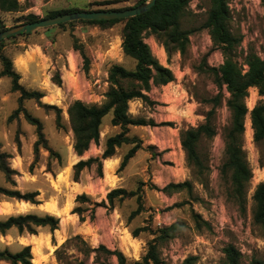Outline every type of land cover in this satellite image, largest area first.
Returning <instances> with one entry per match:
<instances>
[{
	"label": "rangeland",
	"instance_id": "374dc122",
	"mask_svg": "<svg viewBox=\"0 0 264 264\" xmlns=\"http://www.w3.org/2000/svg\"><path fill=\"white\" fill-rule=\"evenodd\" d=\"M107 1L111 3L103 5V9L133 7L138 0ZM86 2L87 0H59L56 5L82 7ZM228 2L231 12L230 28L241 40L235 54L246 71L248 66L243 63L248 53L254 51L264 58V0H228ZM210 5L211 0H190L188 14L183 19V27L193 30V32L185 53L174 51L170 54L155 34H146V41L151 46L154 55L175 75V80L167 85L152 87L148 92L152 103H145L141 99L130 102V113L133 116L149 117L150 113L155 114V117L151 118L156 121L157 125L131 126L129 134L139 137L143 142L150 137L153 143L144 145L124 170L119 171V167L114 170L113 159L108 158L106 166L103 160V174L99 172L97 164L94 165L96 166L95 177L92 176L91 171H86L89 181L84 190L91 197V203L77 202V196L73 207V209L81 205L89 207L85 211L87 220L81 222V226L85 229L75 234L73 231L70 232L72 235L64 238L63 243V236L58 231L56 237L50 242L49 249L51 250L52 247L53 251L46 264H64L58 260L55 251L65 242L67 243L65 248L67 261L70 260L74 263L84 261L85 264H100L101 262L118 264L116 255H108L102 251L98 261V253L91 252L87 256L77 248L76 244H79V241L67 242L68 239L76 235H81L91 247L95 248L104 244L111 250H121L129 261L139 260L146 253L148 243L156 235L143 231L138 237H134L131 231L140 226H150L156 230L179 220L184 221L186 227L174 238L158 241L160 256L165 264H182L191 255L197 257L196 264H225L224 249L229 244L235 245L241 251V264H250L253 257L264 259V228L256 225L253 221V194L257 185L264 181V141L256 142L253 127L251 126V133L247 126L248 121L251 120V110L258 103L264 102V95L259 93L258 88L252 87L247 98L249 113L245 119L243 148L253 170V178L248 188L246 209L243 210L230 195L229 177L223 176L222 173L225 159V132L231 126L232 114L227 105L230 93L225 84L221 85L218 82L212 70L224 62V53L221 48L214 45L209 29L203 27ZM83 7L91 9L88 5ZM22 18V16L5 15L2 19L9 28L17 25L15 24L17 20ZM86 26L84 23L75 22L72 26L67 25L54 29L58 30L55 40L59 42V46L54 50L50 48L51 54L54 55L53 62L36 80L46 89L47 95L57 100L55 103H49L43 99L44 102L54 104L61 109L62 127L57 126L55 109L38 108L39 105L35 99L23 101L27 110L43 121L44 131L51 146L65 155L68 151L73 150L75 144V135L68 112L72 102L82 100L88 104L104 103L106 92L109 89L106 81L110 68L114 64L123 65L128 69H134L136 66V61L125 55L123 51L124 22L107 28ZM12 42L14 41H6V44L9 45L6 52L17 56L23 47L12 44ZM59 53L62 55L58 57ZM85 55L89 59V64L85 60ZM57 72L61 76V85L53 81ZM96 80L99 82L96 83ZM11 85V79L5 77L2 87L10 88ZM19 96L20 92L10 93L9 98L4 96L2 100L6 102L0 101L1 117L5 113L12 114L19 107ZM212 109L215 110L214 123L217 132L213 138H203L199 145L200 152L206 158L208 165L206 179L204 183H201L187 163L186 154L181 144V131L205 122L207 113ZM20 116L22 119H18V126L15 122L12 123V129L15 130L13 139L16 142L19 137L21 142V138L24 136L26 143L29 144L33 136H36V126L30 124L23 113ZM111 118L112 113H109L103 119L100 142H94L99 148L101 140L107 139L103 131L112 125ZM107 121H109V126H106ZM166 121L173 122V125H160ZM110 130V136H112L119 133L121 127L116 126ZM131 146V144H123L117 149L114 157L120 158L121 163L123 155ZM149 146L153 148L148 149ZM10 148V146H6L7 150ZM104 148L105 143L103 152ZM95 151L94 146L92 152ZM45 152L47 151L41 150L39 162L32 171L44 163L46 171L49 172L47 175L48 184L44 185L45 197H51V199L56 197L61 201L66 199L69 205L74 200L66 189H62L60 184L68 181L69 173L73 168L61 173L57 181L56 169L59 170L64 165V161H62V165H57L55 163L57 159L52 158L51 167L47 169L49 152L47 154ZM90 153L88 151L83 155L88 156ZM8 163L18 166L20 158L17 159V162L8 158ZM10 167L12 168L11 165ZM64 173H67L68 176H64ZM16 174L13 175V178ZM72 174L74 175V170H72ZM5 178V175L0 172V185L5 183ZM94 179L101 183L95 184ZM186 180L193 184V195L185 190L172 193L163 190L171 182L178 183ZM141 182H144L145 208L129 222L128 218L131 212L138 207L137 198H117L114 206L111 207L107 195L112 189L119 187L135 190ZM103 200L108 204V208L103 214H100L99 219L94 214L96 219L93 220L91 209L93 203ZM193 212L206 220L209 226L204 225L201 229L197 228L192 216ZM77 215L79 216L78 213ZM107 218L111 223L110 226L107 222H103ZM101 222L103 223L101 224ZM47 229L49 228L47 227ZM128 235L134 238L138 249L124 247L122 242L127 241L129 237H125Z\"/></svg>",
	"mask_w": 264,
	"mask_h": 264
},
{
	"label": "trees",
	"instance_id": "16d2710c",
	"mask_svg": "<svg viewBox=\"0 0 264 264\" xmlns=\"http://www.w3.org/2000/svg\"><path fill=\"white\" fill-rule=\"evenodd\" d=\"M148 0H138L133 7L140 5ZM111 3L110 1H94L89 4L91 9L86 10H105L103 5ZM190 0H157L156 4L148 11L128 17L116 19H81L73 20L57 24V27H66L74 25L75 22H81L86 25L100 26L103 28L111 27L116 23L124 22L122 30V47L125 55L133 58L136 61L134 69H128L120 64H114L107 77L109 89L106 92V101L102 104H88L82 100H75L69 106V116L72 129L75 135L74 148L79 155H83L93 142L99 143L101 139L103 119L109 113H112L111 124L120 126L121 131L115 135L109 136L105 142V148L101 157H90L81 159L73 166L75 181L80 180L82 171L85 168L92 167L97 164L98 170L103 174V160L116 156L117 149L123 144H131L132 146L123 155L119 171L124 170L130 160L136 156L140 149L143 148V141L137 136L129 134L131 126H146L157 125L153 118L135 117L130 113V102L135 99H141L145 103H152L148 94L154 85L162 86L175 80L173 71L164 66L159 59L154 55L151 46L146 41V34H155L163 43L166 50L171 54L174 51L185 53L190 43V36L193 30L183 27V19L188 14ZM30 0H0V13L19 12L30 7ZM97 6V7H94ZM132 7H118L110 9H127ZM83 10L81 8H69L52 10L46 13L44 17L35 14L22 16V19L17 20L15 24L36 21L45 17H53L62 13ZM231 12L228 0H211V5L207 11V16L204 20L203 27L209 29L212 40L216 47L222 49L225 60L218 68H212L218 82L227 87L230 96L227 105L232 114L231 126L225 132V159L222 166L223 176H228L231 183V196L235 203L243 210L246 209L249 184L253 178V170L247 158V154L243 148V134L245 130V119L249 113L247 98L250 94V88L256 87L259 93L264 95V58L257 52L251 51L245 58L243 64L248 66L245 71L241 66L235 51L240 45V38L236 36L230 28ZM54 27V26H52ZM52 27H46L50 29ZM6 22L0 17V31L7 29ZM39 31V30H38ZM32 33H21L10 36L7 40L17 41L18 39L29 36ZM6 39L0 40V62L2 69L0 76H7L11 79V92H20L19 107H17L10 115L9 120L19 119L21 113L24 114L26 120L36 126L37 139L33 146L34 161L31 164V169L39 162L41 150L49 152L48 168L51 167V159L56 158L62 165V155L55 150L44 131L43 121L34 116L23 105L24 100L35 99L44 109H55L57 116L56 122L58 127H62L61 109L54 104L45 103L42 98L44 92L39 90L28 89L21 83V74L15 68L13 59L4 52L3 48L6 45ZM85 60L89 64V59L85 55ZM53 81L61 85L62 80L60 73L57 72L53 77ZM215 110L212 109L207 113L205 122L198 126H190L181 131V144L186 154L188 165L194 171V174L199 178L201 183H204L208 171L206 158L202 155L199 149L200 142L203 138H213L216 135V126L214 123ZM252 127L254 129L255 141L260 143L264 141V102L258 103L251 110ZM160 125H173V122H162ZM17 145L20 147L21 142L17 138ZM153 147L149 146L148 149ZM11 155L8 152L1 150L0 144V172L4 173L7 182L16 185L13 175L17 173L8 163V158ZM143 186L144 182L139 184L135 190H128L124 187L112 189L107 198L110 201L111 207L114 206L117 198L126 199L136 197L138 207L133 210L128 218L130 222L139 215L145 208L143 201ZM165 192L172 193L185 190L190 195H193V184L186 180L183 182H171L164 189ZM16 198L19 200L30 201L39 204L38 191L23 193L19 189L0 186V197ZM253 221L256 225L264 228V181L259 183L253 194ZM77 202L91 203V197L86 193L80 194L77 197ZM96 206H108L105 200L95 202L92 209V219H94ZM89 207L76 206L73 209L74 213H78L81 221L86 220L85 211ZM193 219L197 228L201 229L204 225L209 226V223L204 220L199 214L193 212ZM61 218L50 213L39 215L35 213L11 215L5 220H0V233L5 234L8 230L16 227L20 233L38 234L39 227H48L52 232L59 228ZM186 227L184 221H176L169 226L157 228L154 230L150 226H140L134 228L131 232L134 237H138L141 232H150L156 237L148 243V249L143 257L139 260L129 261L126 255L119 249L111 250L104 244L98 247H91L82 238L81 235H76L71 240L79 241L77 248L89 256L91 252L98 253L97 260L99 261L100 252H105L108 255H116L118 264H165L159 252L158 241L174 238L179 232ZM66 242L62 247L56 249L55 253L59 261L64 264H85L84 261L74 263L66 260ZM82 244V245H80ZM224 252L226 254L225 264H241L242 253L233 244H229ZM2 260L8 261L10 264H33V253L30 245L24 246L20 251L13 252L9 248L0 249V264ZM197 257L194 255L188 256L182 264H196ZM104 264V263H100ZM250 264H264V259L253 257Z\"/></svg>",
	"mask_w": 264,
	"mask_h": 264
},
{
	"label": "crops",
	"instance_id": "0c3cea01",
	"mask_svg": "<svg viewBox=\"0 0 264 264\" xmlns=\"http://www.w3.org/2000/svg\"><path fill=\"white\" fill-rule=\"evenodd\" d=\"M23 1V0H22ZM31 5L30 7L19 11V12H6V13H0V17L3 18L5 15H15V16H26L28 14H35L37 16L44 17L47 12L52 10H60V9H69V8H81L83 10H86L83 6H89L91 2L94 1H100V0H87V2L82 6L79 7L78 5H70V7L62 5L58 6L56 5V2L59 0H30ZM8 26V24H7ZM92 25H87L86 27H90ZM52 27V26H50ZM58 29L56 25L54 27L47 29V28H40L37 29L29 36L22 37L17 41L12 42V44L19 45L23 47V50L20 51V53L17 56H13L10 53L6 52V48L9 45H5L3 50L7 53L14 61L15 68L17 71L20 72L22 78L21 83L25 85L28 89L32 90H39L41 92H44L45 96H47L46 89L39 85V82L36 81L40 76L43 74V72L46 70V67L50 66V63L53 62L54 55L51 54L50 48L52 50L56 49L59 46V42L55 40V36L58 32ZM39 30V31H38ZM62 54H58V57ZM20 61V63H18ZM2 69V65L0 62V71ZM7 76H0V101L6 102L2 100L5 96V98H9V95L11 92V87H2L4 78ZM7 94H9L7 96ZM44 96V97H45ZM44 97L42 98V101L44 102ZM104 97V95H103ZM47 103V102H45ZM141 104V102H139ZM143 105V104H142ZM0 106V111H1ZM40 108V107H38ZM13 113V112H12ZM11 115V114H10ZM10 115H5L1 117L0 113V144H1V150L3 152H8L11 156L9 157L10 160H15L17 162V159L20 158V163L18 166L15 164H10L13 169H15L18 174L14 177V180L16 181V185L9 184L5 178V183L0 186H5L8 188L13 189H19L23 193L25 192H33L38 191V200L40 201L39 204L32 203L30 201L26 200H19L16 198L7 197L5 195H2L0 197V220H5L11 215H20V214H28V213H35L39 215H44L46 213L54 214L61 218V223L58 229L53 233L51 230L47 229V227H39L38 228V234H31V233H20L19 230L16 227L11 228L7 231L5 234L0 233V249L3 250L5 248H9L13 252L20 251L24 246L30 245L32 247V250L35 246V241L40 240L43 242V253L47 256H52L53 248H50V242L53 241L54 237H56L57 232L59 231L61 235L63 236L62 243L64 242V238L67 236H70V232L73 231V234L77 232L84 231V227L81 226L80 216L77 215V213L73 212V207L75 203V199L78 195L87 193L85 187L88 186L89 181V175H86V171H91L92 176L95 177V167H87L82 171V174L80 176L79 181H75L73 179L72 170L69 173V179L67 182H61L60 185H62L63 190H67L69 194H71V197L74 201H71L68 205L66 199L61 201V199H57L56 197H53L54 199H51V197H45L44 192V185L48 184V174L49 172L46 171V166L43 163L41 167H37L34 171L31 169V164L34 161V151H33V143L36 141V136L34 135L31 143L27 144L25 141L24 136L21 138L22 145L21 147L17 146V143L13 139V133L15 130L12 129V123L15 122L18 126V119H15L14 121H10L9 117ZM22 116H20V119ZM155 117V114L150 113V116L147 118ZM106 126H109V121L106 122ZM112 127V128H111ZM113 125H110L108 129L103 131L105 134L104 136H107V138L110 136V129H114ZM2 133V134H1ZM3 141H2V140ZM105 139L101 140L100 148L97 147V144H94V142L91 144L90 148L86 152H91L88 156L86 155H79L74 146L73 150L68 151L67 155L62 154V161H64V165L58 169H56V176L57 181L59 180V176L61 173L65 172L67 169L73 168L74 164H76L81 159H88L90 157H101L103 154V146L105 143ZM153 140L149 138H146V141L143 142V146L146 144H152ZM6 146H10V150L6 149ZM95 146V152H92L94 150ZM20 148L21 150H19ZM48 152V151H47ZM45 152V154H47ZM112 161L114 162V170L119 167L120 165V158L118 157H112ZM107 159L104 160L105 166H106ZM13 163V162H12ZM57 165L59 164V160L57 159L55 161ZM106 170V168H105ZM113 170V171H114ZM112 171V172H113ZM2 173V172H1ZM4 174V173H3ZM64 176H68L67 173H64ZM106 179V178H105ZM101 181V179H100ZM95 184H99L101 182L94 179ZM69 188V190H68ZM55 196V195H52ZM56 198V199H55ZM101 202V201H100ZM95 203V202H94ZM93 203V206H94ZM52 207H51V206ZM50 207V208H49ZM108 206H96L95 207V215L97 216V219L100 218V214H103L104 211H106ZM45 211V213H43ZM94 219H96L94 217ZM93 219V220H94ZM87 220V218H86ZM111 225L109 219L107 218L105 221ZM101 222V224L103 223ZM106 224V223H105ZM62 230V231H61ZM131 235V233H130ZM130 235H128L125 238H128ZM123 243V242H122ZM33 253V251H32ZM48 261H44L43 264H46ZM1 264H10L6 260H2Z\"/></svg>",
	"mask_w": 264,
	"mask_h": 264
},
{
	"label": "water",
	"instance_id": "95a60500",
	"mask_svg": "<svg viewBox=\"0 0 264 264\" xmlns=\"http://www.w3.org/2000/svg\"><path fill=\"white\" fill-rule=\"evenodd\" d=\"M156 2L157 0H148L136 7L127 9L76 10L62 13L53 17L41 18L36 21L20 23L3 31H0V40L7 39L10 36L18 35L21 33H31L40 28H46L73 20L128 18L150 10L156 4Z\"/></svg>",
	"mask_w": 264,
	"mask_h": 264
},
{
	"label": "bare ground",
	"instance_id": "6f19581e",
	"mask_svg": "<svg viewBox=\"0 0 264 264\" xmlns=\"http://www.w3.org/2000/svg\"><path fill=\"white\" fill-rule=\"evenodd\" d=\"M45 101L49 103H55L57 100H55L54 97H51L49 95L44 97ZM249 120V119H248ZM251 120L248 121L247 126L249 127V131H252V125ZM249 132V133H250ZM252 133V132H251ZM51 206V205H50ZM52 207V206H51ZM50 208V207H49ZM123 245L126 248L133 247L135 249H138V245L135 243L134 238L129 237L127 241H123ZM33 264H43V262L49 259L50 256H47L43 253V242L40 240L35 241V246L33 248Z\"/></svg>",
	"mask_w": 264,
	"mask_h": 264
},
{
	"label": "built area",
	"instance_id": "2783aa9c",
	"mask_svg": "<svg viewBox=\"0 0 264 264\" xmlns=\"http://www.w3.org/2000/svg\"><path fill=\"white\" fill-rule=\"evenodd\" d=\"M107 77H108V75H107ZM99 82V80H96V83H98ZM106 83H107V85H109V82L108 81H106Z\"/></svg>",
	"mask_w": 264,
	"mask_h": 264
}]
</instances>
